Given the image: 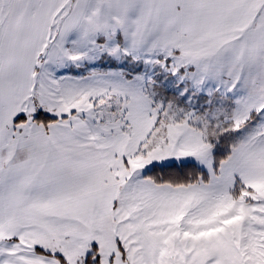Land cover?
Listing matches in <instances>:
<instances>
[{"label": "snow or ice", "instance_id": "obj_1", "mask_svg": "<svg viewBox=\"0 0 264 264\" xmlns=\"http://www.w3.org/2000/svg\"><path fill=\"white\" fill-rule=\"evenodd\" d=\"M0 264H264V0H0Z\"/></svg>", "mask_w": 264, "mask_h": 264}]
</instances>
